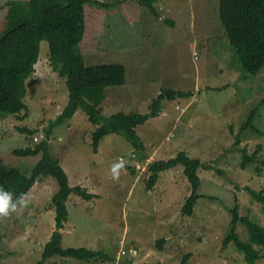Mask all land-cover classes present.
Listing matches in <instances>:
<instances>
[{
  "label": "rangeland",
  "instance_id": "374dc122",
  "mask_svg": "<svg viewBox=\"0 0 264 264\" xmlns=\"http://www.w3.org/2000/svg\"><path fill=\"white\" fill-rule=\"evenodd\" d=\"M9 1L0 0V28ZM96 1L112 6L86 7L85 62L121 63L127 72L124 86L107 90L104 115L148 113L153 98L166 89L184 90L190 96L166 100V114L137 127L144 152L124 136L111 134L95 153L96 126L83 110L53 129V156L63 163L73 185L81 183L97 195L93 200L70 196L61 246L85 247L105 256L82 261L55 255L44 264H182L183 260L186 264H247L233 242L226 246L223 241L231 234L235 206L241 216L264 224V207L246 189L264 190V164L242 169L240 151L247 147L255 153L262 146L259 154L264 156V69L256 76L243 70L221 23L220 0H149L151 6L138 0ZM128 38L132 43L142 40L143 49L125 59L120 49ZM49 56L50 46L44 40L37 72L26 82L28 110L20 114L23 119L0 113V157L26 171L40 157H17L12 151L34 145L33 136H46V129L69 102L66 79L52 69ZM256 107L255 126L243 133L237 146L236 135ZM22 128L32 133L21 132ZM181 151L205 165L199 171L201 198L192 216L182 214L191 194L182 166L161 172L154 188L147 185L149 163L169 160ZM121 157L126 167L113 180L111 166ZM56 190L54 178H41L28 193V206L0 219L1 263H39L56 228L52 203ZM236 232L247 240L245 225L239 223ZM258 249L262 257L256 264H264V248Z\"/></svg>",
  "mask_w": 264,
  "mask_h": 264
},
{
  "label": "trees",
  "instance_id": "16d2710c",
  "mask_svg": "<svg viewBox=\"0 0 264 264\" xmlns=\"http://www.w3.org/2000/svg\"><path fill=\"white\" fill-rule=\"evenodd\" d=\"M138 1L152 5L149 0ZM89 4L100 8L112 6L96 0H11L7 4L9 9L0 28V113L16 115L23 119L20 118V114L28 110L25 102L26 82L36 72L41 42L44 40H47L50 46L49 60L52 69L66 79L69 89L68 105L46 129V136L42 134L35 140L36 136H33L35 134L33 133L34 145L12 151L17 157H40L29 171L16 165H9L4 157H0V186L11 191L14 199L22 193H29L43 177H52L56 180L57 191L52 202L56 211V228L45 245L42 259L38 264H44L55 255L82 261L105 256L101 251L85 247L61 246L62 231L69 217L67 203L70 196L76 194L85 200H93L96 195L81 186H71L69 175L62 167L61 161L51 152L53 129L72 119L78 110H83L89 121L96 126L92 134L95 153H98L101 141L111 134L124 136L137 150L144 152L146 147L137 133V127L144 125L151 118L160 116L164 112L166 100L190 96V93L184 90L166 89L153 98L151 111L148 113L117 112L109 116L104 115L107 90L124 86L127 82V72L121 63L86 64L82 43L87 29L86 7ZM219 11L226 37L236 50L243 70L252 76L258 75L264 69V0H220ZM258 115L259 108L256 107L236 135L237 146L241 144L243 133L254 128ZM21 132L32 133L27 128H22ZM259 150H262V146H259L255 153H250L247 147L240 149L243 153L242 169L251 164H264V156H260ZM136 157L135 155L133 159ZM179 166L183 167V172L191 185V194L183 206L182 214L192 216L195 205L201 198L199 190L202 179L199 171L205 165L200 159L192 158L187 151H181L169 160L152 161L148 165L150 176L147 185L149 189L154 188L161 172ZM261 169L257 166L258 171ZM215 170L223 174L218 168ZM246 189L264 207V190L256 191L249 187ZM231 213L233 216L231 234L223 243L227 246L233 242L238 250L244 253L247 264H256L262 257L258 248H264V224L257 223L248 216H241L238 206H235ZM239 223L246 226L247 240H243L236 232ZM163 242V239L158 241L159 248L163 247ZM182 264H186V260H183Z\"/></svg>",
  "mask_w": 264,
  "mask_h": 264
},
{
  "label": "clouds",
  "instance_id": "9594fccd",
  "mask_svg": "<svg viewBox=\"0 0 264 264\" xmlns=\"http://www.w3.org/2000/svg\"><path fill=\"white\" fill-rule=\"evenodd\" d=\"M184 110L185 109L182 108L181 111L184 112ZM171 136L168 137V140H171ZM133 156H135V154ZM125 167L126 165L124 159L122 157L119 158L118 162L111 166L110 171H111L112 179L118 180L120 177L121 170L125 169ZM30 202H31V197L29 196L28 193H22L19 197H16L14 199V194L11 191H7L2 186H0V219L8 218L12 213H15L17 211H22L24 208L28 206Z\"/></svg>",
  "mask_w": 264,
  "mask_h": 264
},
{
  "label": "crops",
  "instance_id": "0c3cea01",
  "mask_svg": "<svg viewBox=\"0 0 264 264\" xmlns=\"http://www.w3.org/2000/svg\"><path fill=\"white\" fill-rule=\"evenodd\" d=\"M134 22H135V21H134ZM125 42H126L125 47H124L123 49H120V52H121V53H122V52L125 53V59H129V58H130V55H129V54H131V53H138V52H141V50L143 49V47H142L143 41L140 40L139 38L136 39V40H134L133 43L131 42V38H128V40L126 39ZM138 47H141V48H140L139 50L133 52V49H134V48H138ZM38 63H40V62L38 61ZM37 66H38V64L36 65V70H37V68H38ZM36 72H37V71H36ZM36 74H37V73H36ZM163 114H166V112L164 111ZM93 132H94V131H93ZM62 166H63V168H64L63 163H62ZM64 169H66V168H64ZM65 171L67 172V170H65ZM67 174H68V173H67ZM68 175H69V174H68ZM69 178H70V175H69ZM70 184H71V186H73V187H75V186H81V187H82L81 183H76V185H73V184L71 183V178H70ZM56 191H57V190H56ZM93 194H94V193H93ZM70 199H71V197L69 198L67 205L69 204ZM68 209H69V208H68ZM51 212H53V208H52ZM63 232H64V231H63ZM63 237H64V234H63Z\"/></svg>",
  "mask_w": 264,
  "mask_h": 264
},
{
  "label": "built area",
  "instance_id": "2783aa9c",
  "mask_svg": "<svg viewBox=\"0 0 264 264\" xmlns=\"http://www.w3.org/2000/svg\"><path fill=\"white\" fill-rule=\"evenodd\" d=\"M177 110H182V108L181 107H179V106H177V108H176ZM35 140H38V137L36 136L35 137ZM133 158H134V156H133Z\"/></svg>",
  "mask_w": 264,
  "mask_h": 264
}]
</instances>
